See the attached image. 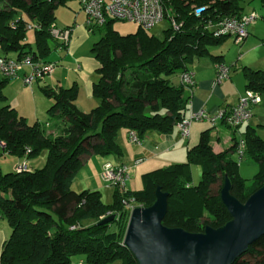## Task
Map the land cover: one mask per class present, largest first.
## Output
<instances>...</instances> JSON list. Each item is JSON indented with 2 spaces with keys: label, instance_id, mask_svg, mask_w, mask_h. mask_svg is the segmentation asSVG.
<instances>
[{
  "label": "trees",
  "instance_id": "trees-1",
  "mask_svg": "<svg viewBox=\"0 0 264 264\" xmlns=\"http://www.w3.org/2000/svg\"><path fill=\"white\" fill-rule=\"evenodd\" d=\"M67 1L0 0L2 56L15 54L12 58L18 60L30 56L33 61L47 57L50 43L56 42L50 34L55 9ZM251 1L254 0H172L168 4L171 18L181 26L175 30L170 23L163 40L140 27L134 33L121 35L113 29L115 21L107 20L92 30L100 33V39L91 47L99 63L100 78L92 87L98 106L88 113L79 111L75 106L76 86L56 92L42 88L52 101L47 111L55 118L48 126L29 125L5 103L4 88L10 79L0 78L3 153L22 161L43 148L47 150L41 169L0 172V217L10 227L0 264H70L75 255H81L84 264H108L114 260L137 264L123 243L129 216L123 201L148 207L155 200V190L160 188L168 195L162 224L200 233L207 226L220 228L231 219L220 200L225 177L230 181L231 195L241 203L264 185V140L250 127L240 133L245 143L244 159L259 167L250 183L239 177V163L232 158L237 139L233 137L229 148L215 153L207 129L201 132L198 143L186 150V163L143 174L138 191L122 193L115 187L112 204H104L97 191L75 192L68 184L84 165L86 156H122L117 144L120 129L128 134L135 132L139 141L151 133L170 134L186 116L191 96L180 82L174 85L170 77L189 72L187 64L194 57L210 56L219 63L222 56L210 54L208 48L220 45L229 36H214L207 25L241 15V3ZM259 1L264 6V0ZM199 9L202 10L197 13ZM28 26L34 29V46L25 42ZM242 73L245 90L264 92V71L243 66ZM192 164L202 169L196 186L188 182ZM217 183L214 192L212 187ZM111 215L114 218L106 221ZM113 223L118 226L116 232L109 231ZM246 255L264 260V236L232 264H248L241 259Z\"/></svg>",
  "mask_w": 264,
  "mask_h": 264
},
{
  "label": "rangeland",
  "instance_id": "rangeland-1",
  "mask_svg": "<svg viewBox=\"0 0 264 264\" xmlns=\"http://www.w3.org/2000/svg\"><path fill=\"white\" fill-rule=\"evenodd\" d=\"M256 1V0H255ZM248 4L242 5L243 9ZM255 12L259 14V16H264V6L259 4L258 7L255 8ZM169 15L172 16L171 9L169 10ZM260 21H262L260 19ZM32 25V23H28ZM170 27V22L168 18H165L161 22L157 23L151 30L148 31L149 34L154 35L159 40L164 39V31H166ZM113 29L117 31L119 34H130L134 33L138 26L133 22L126 21H115L113 22ZM96 33L90 34L91 42L95 41L97 37L100 36L98 31ZM91 33V32H90ZM26 43L32 46L34 42V29H26L25 33ZM261 47L257 49H253L250 52H245V49H240L239 44L233 42L232 39L227 38L220 45L212 46L208 48V51L212 55L221 54L224 60V64L227 66L233 65L235 62L236 69L231 70L230 78L232 79V83H229L225 87H223V91L226 94L233 97L235 95L236 90L241 88L244 90V76L242 73V67L246 66L252 70H263L264 71V37L260 40ZM239 50L242 51L240 60H237ZM197 61H211L210 56H203L200 58L194 57L191 63H188L187 66L190 68L195 67V63ZM222 64V63H221ZM231 68H229L230 71ZM1 78V76H0ZM170 79L175 85H179L178 76H171ZM226 81V80H225ZM13 83V82H12ZM225 85V82H224ZM33 93L27 87L22 89V87L11 84V81L8 82L6 87L4 88V94L6 96V102L11 105V107L15 108L19 115L23 116L29 125H48L51 122L55 121L54 116L48 113V108L52 101L44 95V93L37 87V85L32 86ZM260 97V104L253 109L252 117L253 119L248 122V124H244L240 131L243 133L247 127L252 128L255 131V134L264 140V92L258 93ZM232 101H229L227 104L230 105ZM1 105V103H0ZM219 108H224L225 103H223ZM218 109V107L210 110V112H214ZM162 113V112H160ZM209 129V140L213 144L214 139L216 138L217 130L212 128L210 123L206 121H194L190 127V136L188 140L182 141L179 143L174 149L171 151H165L158 155L157 157L150 158L144 163L140 164L137 167H130L129 174H131L130 180L126 183V190L130 191H138L142 188V175L156 170L158 168H168L170 166L178 165L186 163V150L192 146H194L199 138V134L201 131ZM224 131H228V129H224ZM196 134L194 137L193 135ZM241 134L237 133L236 139L240 140ZM117 144L123 153V158L133 159V149L132 145L129 144L125 138L124 129H120L117 133ZM47 150L41 149L37 154L28 157L25 161L28 165V170H38L44 167L46 163ZM232 158L237 160L236 154L232 155ZM118 159L117 156L110 155L106 156V159L102 158L99 155L91 156V159H88L86 163L77 170L69 180V188L75 192H82L85 190L88 191H97L100 195L103 193V197L101 195V200L104 204H112L113 196L115 194V187L108 186L105 182H103L101 178L103 165L107 162L113 164V161ZM18 158L12 154H4L3 149L0 147V172L8 173L13 171V166L16 164ZM105 161V162H104ZM130 163V162H129ZM128 163V164H129ZM114 165V164H113ZM259 167L258 165L251 160H242L238 166V175L241 179L246 181V183H250L254 180V177L258 173ZM202 176V169L198 164H192L189 167V178L188 182L192 186H196L200 181ZM219 183L215 184L212 189L213 191H217ZM110 187V188H109ZM108 188V189H107ZM120 192L123 193L122 190ZM107 193L109 195H107ZM129 201V199H127ZM132 207H136L137 203L134 201L130 202ZM118 230V226L116 223H113L109 226L110 232H116ZM248 264H264L263 259H259L255 256L246 255L243 258ZM83 263L84 260L81 255H75L71 258L70 264H78ZM108 264H121L120 260H114Z\"/></svg>",
  "mask_w": 264,
  "mask_h": 264
},
{
  "label": "crops",
  "instance_id": "crops-1",
  "mask_svg": "<svg viewBox=\"0 0 264 264\" xmlns=\"http://www.w3.org/2000/svg\"><path fill=\"white\" fill-rule=\"evenodd\" d=\"M80 1L81 0H68L66 5L56 7L54 12L56 27L61 29L70 28L71 36L66 45L62 46L58 42L50 43L49 54L47 55V57L40 61L44 64H53L54 68L50 75L46 76L43 80L34 82L32 86L37 85L39 89L46 88L47 90H51L54 92H56L59 88L67 89L72 86H76L77 97L75 100V106L79 111L88 113L94 108H96L99 104V100L94 98L92 95L93 84L97 83L100 78V75L97 72L99 68V63L91 53V47L100 39V36L97 37L95 41L93 40V43L91 42L90 34H94L96 32L89 31L87 29L86 15L81 10ZM245 4L248 5L243 9L242 5ZM259 4H261L259 0L241 3L242 14L248 13L250 11H255V8L258 7ZM260 17L262 21H260L259 19L256 23L248 27V36L244 39L241 44H239L241 50L244 48L245 52H250L253 49L261 47L259 39L261 40L264 37V16L262 15ZM228 38L233 40L232 37ZM32 46H34V42ZM241 53L242 51L239 50V56L237 60H240ZM2 55L3 53L0 49V56ZM8 56L15 57L16 55L9 54ZM218 56L222 55L218 54ZM219 63L224 64L223 58L220 59ZM216 64H218V62H215L211 58V61H197V63H195V67H188V70L193 75L194 80V87L189 92L191 95L189 101V109L193 111L203 109L206 112H210V110L216 107H218V109H220L219 107H223L221 106L223 103H225L224 108H229L232 107L236 103L237 99L244 93L246 83L245 78L244 90L239 88L238 90H236L235 95L233 97L223 91V87L228 85V81H230L229 83L233 82L230 78V72L232 68L233 70L236 69L235 62L233 63V65H231V67L228 66L229 68H231L229 72L228 81H223L220 84L215 83ZM260 71L263 70L260 69ZM27 73H29V69L27 67H24L18 73L17 78L10 79L11 84L22 87V89L27 88L23 85L22 82V77ZM178 80L180 82L179 75ZM170 81L172 82L171 79ZM32 86L28 88L33 93L34 87ZM33 94L35 95V93ZM229 101H232L230 105L227 104ZM259 104L252 108V112L253 109L256 108ZM252 119L253 117H251L249 121H251ZM212 128H215L217 130L216 138L213 141L214 143L212 144L210 142V145L215 153L222 152L225 149L229 148L232 144V138L236 137L237 133H241V127L239 129L234 130L225 126L224 124H220ZM224 129H228L229 132L224 131ZM124 131L127 142L132 145L133 159L131 160L125 157L123 158L122 153V156L118 157V159L116 161H113L112 163L114 165L123 164L127 166L128 180H130L129 175L131 176V174H129L130 167H137L145 161L149 160L150 158L157 157L165 151H171L179 143L184 141L178 138L177 129L174 128L173 131L168 135H158L156 133H151L145 136L143 140L140 141V144L135 145L129 141L128 133L125 129ZM195 135L196 134H194L193 137ZM187 140H185V142ZM198 140L196 144L198 143ZM91 156L93 158V154H90L84 158V164L88 159H91ZM102 158L106 159V157ZM137 160L140 161L136 163ZM107 161L108 160H106V163ZM18 162L19 161H17V163ZM101 195L103 197V193ZM107 195L109 194L107 193ZM9 235L10 227L6 220L0 217V256L3 244L5 240L9 237Z\"/></svg>",
  "mask_w": 264,
  "mask_h": 264
},
{
  "label": "built area",
  "instance_id": "built-area-1",
  "mask_svg": "<svg viewBox=\"0 0 264 264\" xmlns=\"http://www.w3.org/2000/svg\"><path fill=\"white\" fill-rule=\"evenodd\" d=\"M172 0H81V10L86 15V27L89 31L101 27L107 20L126 21L136 23L144 31L151 30L157 23L165 18L169 19L171 26L177 30L181 26L177 24L169 15V3ZM202 10V9H201ZM197 10V13L201 11ZM261 17L255 11H250L239 16H231L220 20L216 24L209 23L207 29L214 36L232 37L236 44H241L248 36V27L256 23ZM12 27L13 24H11ZM31 29L30 26L27 27ZM52 38L61 45H66L71 36L70 28H57L52 24L50 28ZM29 69V73L22 77L23 85L31 87L34 82L43 80L50 75L54 65L44 64L41 61H33L30 56H24L21 59L0 56V75L6 79L17 78L18 73L24 68ZM229 67L218 63L215 66V83L220 84L229 78ZM181 85L190 92L194 87L193 75L190 72H184L180 75ZM260 103V97L257 92L245 90L237 99L236 103L229 108H220L210 113L203 109L193 111L188 110L186 116L176 123L178 138L187 140L190 134V127L194 121H206L212 127L224 124L231 129H239L246 124L252 117V108ZM48 126V125H47ZM128 139L132 144H140L135 132L128 134ZM4 143L0 142V147L4 148ZM237 161L240 163L245 155V143L240 137L237 140L235 152ZM140 160H137L138 163ZM16 173L27 172L28 165L25 160L19 161L13 166ZM103 182L108 186L118 187L122 191L126 189L128 181V168L126 165H113L109 162L103 165L101 174ZM125 210L128 213L134 208L130 203L124 202ZM83 264V263H78Z\"/></svg>",
  "mask_w": 264,
  "mask_h": 264
},
{
  "label": "water",
  "instance_id": "water-1",
  "mask_svg": "<svg viewBox=\"0 0 264 264\" xmlns=\"http://www.w3.org/2000/svg\"><path fill=\"white\" fill-rule=\"evenodd\" d=\"M230 189L225 177L220 200L231 219L220 228L189 233L162 224L168 195L157 188L150 206H136L129 213L124 245L137 264H232L264 236V185L243 203Z\"/></svg>",
  "mask_w": 264,
  "mask_h": 264
}]
</instances>
